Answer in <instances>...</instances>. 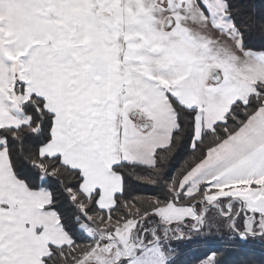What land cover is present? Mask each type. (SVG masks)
<instances>
[{
    "label": "snow or ice",
    "instance_id": "6c2138e0",
    "mask_svg": "<svg viewBox=\"0 0 264 264\" xmlns=\"http://www.w3.org/2000/svg\"><path fill=\"white\" fill-rule=\"evenodd\" d=\"M213 234L264 246V7L0 0V264H177Z\"/></svg>",
    "mask_w": 264,
    "mask_h": 264
},
{
    "label": "trees",
    "instance_id": "16d2710c",
    "mask_svg": "<svg viewBox=\"0 0 264 264\" xmlns=\"http://www.w3.org/2000/svg\"><path fill=\"white\" fill-rule=\"evenodd\" d=\"M251 2L257 5L258 9L264 7V0H251ZM198 238L200 240L195 242ZM209 249L223 253L221 256L223 264H264V246L260 242L229 244L227 240L220 239L217 234L207 238L193 237L192 241L181 244L177 264H197Z\"/></svg>",
    "mask_w": 264,
    "mask_h": 264
},
{
    "label": "rangeland",
    "instance_id": "374dc122",
    "mask_svg": "<svg viewBox=\"0 0 264 264\" xmlns=\"http://www.w3.org/2000/svg\"><path fill=\"white\" fill-rule=\"evenodd\" d=\"M194 238H195V236H194ZM198 240H200V238L196 239L195 242H197ZM191 241H192V240H191ZM195 242H194V243H195ZM191 245H192V243L190 244V246H191Z\"/></svg>",
    "mask_w": 264,
    "mask_h": 264
}]
</instances>
